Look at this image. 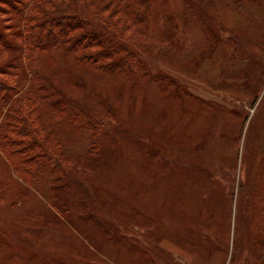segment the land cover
<instances>
[{
    "label": "rangeland",
    "instance_id": "1",
    "mask_svg": "<svg viewBox=\"0 0 264 264\" xmlns=\"http://www.w3.org/2000/svg\"><path fill=\"white\" fill-rule=\"evenodd\" d=\"M223 1L156 3L136 78L58 84L106 139L90 155L91 132L49 118L47 178L0 201V264H264V33L235 28L264 0ZM234 29L238 47L217 36Z\"/></svg>",
    "mask_w": 264,
    "mask_h": 264
},
{
    "label": "trees",
    "instance_id": "2",
    "mask_svg": "<svg viewBox=\"0 0 264 264\" xmlns=\"http://www.w3.org/2000/svg\"><path fill=\"white\" fill-rule=\"evenodd\" d=\"M160 1L0 0V201L12 189L22 196L24 188H35L47 178L43 170H51L48 162L56 157L42 150L39 132L47 129L44 124L49 118L60 121L66 117L77 130L91 132L88 153L101 152L108 122L87 120L84 106L69 96L70 88L82 85L73 73L83 66L123 79L136 78L134 72L146 64L135 46L141 39L136 33L146 32L143 27ZM233 1L225 0L216 7L236 4L243 8L242 1ZM257 6L244 9L235 28L249 22L251 16L255 23L249 25V35L253 30L264 33V4ZM214 23L221 33L224 26ZM224 33L217 35L221 41L239 46L240 33L235 29ZM258 61L264 66L262 56ZM59 72L65 75L61 77ZM60 83L69 92H62ZM261 183L264 197V177ZM4 226L0 221V245L7 241Z\"/></svg>",
    "mask_w": 264,
    "mask_h": 264
}]
</instances>
